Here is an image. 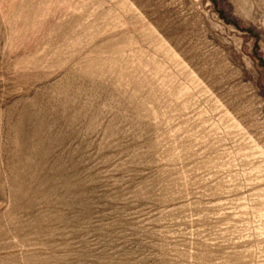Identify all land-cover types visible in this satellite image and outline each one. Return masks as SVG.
<instances>
[{
  "label": "rangeland",
  "instance_id": "obj_1",
  "mask_svg": "<svg viewBox=\"0 0 264 264\" xmlns=\"http://www.w3.org/2000/svg\"><path fill=\"white\" fill-rule=\"evenodd\" d=\"M0 264H264V0H0Z\"/></svg>",
  "mask_w": 264,
  "mask_h": 264
}]
</instances>
